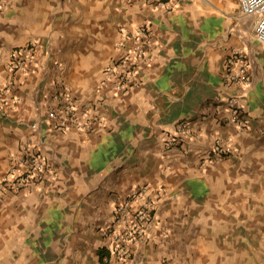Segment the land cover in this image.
<instances>
[{"label": "crops", "instance_id": "crops-1", "mask_svg": "<svg viewBox=\"0 0 264 264\" xmlns=\"http://www.w3.org/2000/svg\"><path fill=\"white\" fill-rule=\"evenodd\" d=\"M174 3L0 0V89L12 50L34 42L35 53L20 101L0 100V176L25 145L52 168L41 182L0 195V264H102L116 199L144 184L162 190L150 239L113 264H264V44L239 0ZM140 25L152 32L150 59L116 92L113 81L101 84L105 69ZM235 49L250 64L241 88L225 83ZM54 81L103 122L53 128L45 113ZM232 89L243 93L245 130L214 101ZM183 117L195 133L190 151H166ZM216 137L235 151L204 167Z\"/></svg>", "mask_w": 264, "mask_h": 264}, {"label": "built area", "instance_id": "built-area-1", "mask_svg": "<svg viewBox=\"0 0 264 264\" xmlns=\"http://www.w3.org/2000/svg\"><path fill=\"white\" fill-rule=\"evenodd\" d=\"M131 3L143 1L172 9L174 0H128ZM244 14L253 18L254 38L264 44V0H239ZM132 43L123 46L125 50L105 69L101 84L113 81L116 92H122L132 85L139 65L150 59L152 32L149 25H140L131 34ZM35 62L34 42L16 47L12 50L9 60L11 76L0 89V100H6L10 95L16 105L21 95L18 93L20 78L30 75ZM225 83L228 87H244L250 81V64L246 52L235 49L230 52L226 60ZM57 69L59 65L55 66ZM51 96L46 107V116L53 128L68 131L72 128L79 131H89L94 120L103 122L94 114L91 107L80 105L69 88L54 81ZM243 93L232 89L225 96H217L215 103L224 104L232 116L238 130H245L250 125V116L246 112ZM195 133L188 117L181 118L174 132L164 140L166 151L180 148L189 153V141ZM22 155L12 157L9 168L0 176V195L17 193L31 187L44 177L52 173V168L44 155L35 146L25 145ZM235 151L230 140L216 137L212 145L201 158V165L207 166L216 159L227 157ZM162 190L150 192L147 184L141 185L124 198H117L113 210L112 220L104 230L107 239L106 253L102 256V264H113L112 257L126 259L133 252V244L150 239L151 227L155 220V210ZM136 204V205H135Z\"/></svg>", "mask_w": 264, "mask_h": 264}, {"label": "trees", "instance_id": "trees-1", "mask_svg": "<svg viewBox=\"0 0 264 264\" xmlns=\"http://www.w3.org/2000/svg\"><path fill=\"white\" fill-rule=\"evenodd\" d=\"M105 250H100V255H101V259H102V256L106 253L104 252Z\"/></svg>", "mask_w": 264, "mask_h": 264}]
</instances>
